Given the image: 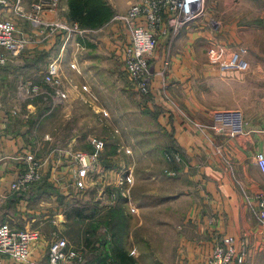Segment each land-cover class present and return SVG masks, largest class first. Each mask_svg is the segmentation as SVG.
I'll list each match as a JSON object with an SVG mask.
<instances>
[{"label":"crops","instance_id":"0c3cea01","mask_svg":"<svg viewBox=\"0 0 264 264\" xmlns=\"http://www.w3.org/2000/svg\"><path fill=\"white\" fill-rule=\"evenodd\" d=\"M107 1L115 13L124 12L129 5V0L122 5L117 0ZM234 1V8L227 4V0H207V4H213L214 11L222 16L236 8L235 31L238 36L246 29L263 32L261 14L254 24H248L251 22L245 17L249 10H245L252 6L253 11L256 9L254 15L258 12L264 14V0ZM66 12L64 1L59 12L50 10L46 17L47 20L65 19ZM233 31L232 25L214 28L208 22L194 21L175 34L159 35L158 46L149 58L153 72L149 91L146 94L139 92L144 102L138 110L140 126L148 133L147 141L158 143L157 149L162 154L155 176L164 199L158 201L154 208L143 206L141 210L132 201L131 194L129 202L123 198L131 217L128 216L126 225L121 227H117L114 219L121 209L111 200L109 207L99 211L96 217L106 211L105 216L110 223L112 220V228L110 225L99 227L95 238L88 242L84 240V231L75 232L73 238L68 231L63 232L67 223L64 212L65 221L60 220L63 218L50 219L47 215V200L55 195L62 200L58 194L71 196L75 194L72 189L65 194L57 187L54 188L56 193L40 187L33 194L38 182L27 191L13 192L10 189L11 182L24 168L23 159L15 157L18 153L21 157L26 154L29 135L25 133L22 122L20 126L14 125L10 111L4 110L9 107L0 106V222L8 221L19 229L34 228L40 234L31 244L26 261L16 262L2 254L0 264H49L48 244L56 235H61L82 251L81 263L64 264H103L107 258L113 260L112 264H204L213 244L224 235L248 242L249 254L244 264H264V229L259 225L256 214L257 195L264 194V173L255 161L257 153L264 154V74H259L261 66L253 61L246 72L216 70L205 54L207 42L213 38L226 45H236L239 40L238 36L232 35ZM218 33L222 40L217 37ZM77 35L75 53L79 54H72L68 60L65 59L66 62H63L62 49L65 33L49 36L47 42L27 45L25 50L28 53H22L17 61L31 58L35 51L47 55V65L54 59L60 60L61 74L64 72L62 66L68 73L100 74L102 77L122 71L121 54L129 41V32L122 23L111 18L100 28ZM263 42L259 41L257 45L254 41L251 46L260 48ZM165 58L170 62L163 77L158 71L162 69ZM115 59L121 63L119 71ZM72 62L76 63V68L70 66ZM9 75L0 71V83L9 80ZM32 75L43 77L42 74ZM106 79L111 81L112 77ZM217 111L239 112L243 122L241 131L231 136L228 127L222 131L212 128ZM164 156L171 158V164H176V171L164 163ZM53 163L55 160L50 159L47 167L46 181L50 183H53L50 179ZM165 171H170L166 174L169 177L176 175L177 171L186 177V186L180 188L187 196V210L182 216H178L177 202L180 200L176 196L168 198L164 190L168 185L164 183L168 180L159 179ZM195 190L198 199L193 195ZM132 202L137 207L134 211H130L129 203ZM58 213L61 217V212ZM141 226L143 231L135 233L134 230ZM144 243L150 248L147 249Z\"/></svg>","mask_w":264,"mask_h":264},{"label":"rangeland","instance_id":"374dc122","mask_svg":"<svg viewBox=\"0 0 264 264\" xmlns=\"http://www.w3.org/2000/svg\"><path fill=\"white\" fill-rule=\"evenodd\" d=\"M33 1L36 0H23V4L27 7L28 4ZM64 1L66 3L67 0H58L56 12H59L61 4H63ZM117 2L122 5L125 0H117ZM130 2L131 0H129L128 4H130ZM227 2V4L233 5L232 8L235 7L234 0H227ZM209 5L210 4H207V0H205V14L201 16V21L203 23H210L214 28L232 25L234 31L233 34H231L236 38L238 36L235 31L237 22L235 15L236 8L228 11L226 14L224 13L222 16L219 15L220 13L214 11L213 4L212 6ZM255 7L258 8L259 5H255ZM251 8L252 6L247 7L245 10V12L249 10V12H246L247 14L245 17L248 22H251L248 24H254L253 22L261 16V19L264 20L263 13L258 12V14L254 15L253 12H255L256 9L253 11ZM49 11L50 9H47V12ZM259 14H261V16ZM200 19L197 21L200 22ZM64 20L70 24L77 23L69 22L66 18ZM19 23L20 29L24 33L29 34L33 31L32 26L28 22L19 21ZM88 30L93 29H83L79 27V31L72 30L69 36L66 37L65 46L62 48L64 51L63 62H66L72 54L74 56L79 54L75 53L77 50V34H83ZM229 30L231 32V29ZM220 33L217 34V37L222 40L221 36H219ZM213 39L215 40L216 38ZM237 39L239 41L235 44L243 45L246 48L244 57L247 62L249 61L248 68L241 71L246 72L249 67H251L250 62L253 61L254 63H259L261 66V71H258L259 74H264V55H261L262 52L264 53V45L260 48L259 46L258 48L251 46L254 41L257 45L259 41H264V31L259 32L246 29L245 32H241ZM217 40L218 39H216V41ZM45 41L47 42V40ZM236 45L231 44L226 45V47L228 49H233ZM25 51L24 49L21 53ZM29 52L31 53V50H29ZM25 53L28 52L26 51ZM17 58L12 62H7V64L0 69L3 74H10L9 80L0 83V98L3 100L0 99V106L3 108L9 107L10 110H4H6L5 112L10 111V119L13 121L14 125L20 126L21 122L22 125H24L23 128L25 133L29 135L26 154H34L37 159L41 160L40 175L35 182H39L47 175V166L49 163H47V155L49 156V160H56L55 155L57 156V148L63 150L74 148L87 151L89 146L91 148L92 146L94 147V142L99 138H104L108 143V149L107 151L105 150L104 157L100 159L104 171L102 174L96 176L94 183H92V186L95 187L82 191V194L79 195L72 194L71 196L62 197V200H58L59 197L57 195L49 198L47 200V215L50 219L59 220L63 218L60 220L65 221L63 212L69 205H75L79 208L83 206L88 209L85 211L86 213H89L90 209H92L91 207L96 205L99 215V211L106 210L107 207H109L111 199L108 192L110 187L114 186V182L117 181L121 175H125V173L129 171H131L134 184L129 192L132 201L140 207L139 209L142 210L141 207L143 206L145 208H154L153 206H155L158 201L164 199L159 193V187L156 185L158 184L156 183L158 180L155 176L159 168L160 160L162 162V154L157 149L158 143H149L147 141L148 133L145 128H142L143 126H140L141 116L138 107L142 105L144 98L141 95L142 93L140 94L132 83L127 80L123 71H119L121 63H118L115 59V65L119 71L118 74H105V77L100 76V74L80 75L68 73L64 66H62L64 72L60 76L65 87L68 88V98L56 103L51 100L53 105L52 108H55H53L51 115L47 116V113L51 111L49 110L47 112V84H43L41 90L37 94L33 93L35 95L32 96L31 94L21 96L18 92V88L27 85L28 82H42L41 77L32 74L45 75L47 71V55L43 52L36 53L34 51L31 58L22 59L20 62L17 61ZM208 61L213 68L219 70L216 64L212 63L209 59ZM29 64L32 66H29ZM72 64H74L72 68H76V63L72 62ZM112 66H114L113 63ZM111 77V81L106 79ZM4 83L6 85L5 87ZM84 85L87 86L88 90H90L95 98L82 89ZM48 89L50 90L51 88ZM104 149L105 147H103L102 153ZM17 156H21L20 153H18ZM20 159L22 160L23 157L17 160ZM164 159V163L166 165L168 164L169 168L176 171L174 167L176 164H171V158L168 159L164 156ZM166 174H170V171H165V174L163 173L159 179L168 180L164 183L168 184L164 187V190L168 193V198L171 199L176 196L177 200H180L177 202V207L179 208L178 216H182L187 210L185 206L187 203L185 198L187 196L180 188L186 186V177L178 171L173 177H169ZM108 182L109 185H106ZM113 189L119 190L116 185ZM193 195L198 199L196 190ZM114 201L121 209L115 214V223L117 227H121L126 225L128 220L127 217H131V215H129L126 211L127 209H125L127 207L123 198H116ZM59 211L61 212V217L58 213ZM105 212L99 217L105 216ZM126 213L128 215H126ZM132 214L135 215V212H132ZM140 214L142 213L140 212ZM151 216L153 219L152 214ZM72 220H67L63 232H65V230L69 233L71 231L74 233L79 231L82 232L87 228L85 224L88 222H86L85 219L79 221L77 224H75L76 221L74 222ZM143 229L144 227L141 226L137 227L134 231L138 233L139 231H143ZM59 236L61 237V235ZM144 245L147 249L150 248L145 243Z\"/></svg>","mask_w":264,"mask_h":264},{"label":"built area","instance_id":"2783aa9c","mask_svg":"<svg viewBox=\"0 0 264 264\" xmlns=\"http://www.w3.org/2000/svg\"><path fill=\"white\" fill-rule=\"evenodd\" d=\"M57 7L58 0H36L29 3L27 7L23 4V0H0V66L14 61L27 45L45 41L47 37L55 35L58 31H63L66 37L72 30L79 31L77 23L70 24L61 18L47 20V9L56 12ZM203 14H205V0H131L124 12L113 15L112 21L122 23L129 32V41L121 54L122 71L138 92L146 94L149 91L153 73L149 58L158 46L159 35L175 34L181 27L200 19ZM19 21L28 22L33 31L29 34L24 33L20 29ZM205 52L208 59L216 64L219 70L244 71L248 68V62L244 57L246 48L243 45L228 49L225 44L211 40ZM169 62V58L164 59L162 69L158 71L159 75L164 77ZM70 66L74 67V64L70 63ZM60 75V63L54 59L47 65L42 82H28L27 85L18 88L19 95H35L41 90L43 84H47V97L55 103L66 100L68 88L65 87ZM82 89L95 98L86 85L82 86ZM242 124L239 112L217 111L214 113V124L211 127L218 131L228 127L229 134L233 136L241 131ZM57 149V157L50 177L55 187L65 194H69L68 192L72 189L76 195L95 187L92 183L96 176L104 171L99 157L103 149L102 140L97 139L94 142V151L74 148ZM20 157L17 156L16 159ZM23 161L25 167L10 184L13 192L27 191L40 175L41 160L34 154H25ZM255 161L259 170L264 173V154L257 153ZM121 176L108 192L113 202L118 193L128 202L130 201L129 190L133 185L131 171ZM106 185H109V182ZM115 185L119 190L113 189ZM129 206L130 211L135 210L132 203H129ZM256 214L259 225L264 229V194L257 195ZM39 236L37 229L14 228L8 221H1L0 255L5 254L16 262H24L28 259L31 244ZM248 254L249 244L245 239L237 240L234 236L224 235L213 244L204 264H244ZM48 261L49 264L81 263L82 251L69 244L65 238L56 236L48 244ZM112 263L113 260L107 258L103 264Z\"/></svg>","mask_w":264,"mask_h":264},{"label":"trees","instance_id":"16d2710c","mask_svg":"<svg viewBox=\"0 0 264 264\" xmlns=\"http://www.w3.org/2000/svg\"><path fill=\"white\" fill-rule=\"evenodd\" d=\"M66 4H67L66 19L69 22H77L78 26L83 29L100 28L101 26L106 24L113 17L115 13L112 6L109 4L107 0H67ZM62 34H64L63 31L62 32L58 31L53 36L55 37L57 35L61 36ZM21 55L22 53L20 54V56ZM51 100L52 99L50 97H47V112L51 110L50 112L47 113V116H50L51 113L53 112V108H55V107L52 108L53 105H52ZM99 139L102 140L103 145H104L103 147H105V149L103 150V153L102 151L99 153V157L101 159L104 157L105 150L107 151L108 149L107 147L108 143L106 142V140H104V138H99ZM94 150L95 149L93 146L92 148L89 146L87 151H94ZM46 180H47V175L43 179H41L38 183L35 182L37 183L36 185L37 188L33 190V194L40 187L47 188L48 191H51L50 193H53V192L56 193V190H54V188H56L55 185ZM58 195L61 198L63 197L61 194H58ZM121 198L123 197L120 196L118 193L117 199H121ZM91 208L92 209H90V212L86 213L85 211L88 209H86L83 206L79 208L78 206H75V205H69L68 208L64 211L66 220L73 219L72 221L74 222L76 221L75 224L79 223V221H83L84 219L88 222L86 224L87 228H85L83 232L84 240H86L87 242L95 238L96 236L95 232L99 227L101 226L109 227V225L111 227V224H112V220L110 223L107 216L96 217L98 213L96 205H93ZM73 234L74 232L71 231L70 232L71 238H73Z\"/></svg>","mask_w":264,"mask_h":264}]
</instances>
